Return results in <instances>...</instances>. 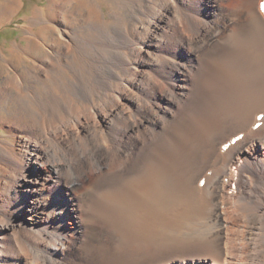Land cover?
Segmentation results:
<instances>
[{
	"label": "bare ground",
	"instance_id": "1",
	"mask_svg": "<svg viewBox=\"0 0 264 264\" xmlns=\"http://www.w3.org/2000/svg\"><path fill=\"white\" fill-rule=\"evenodd\" d=\"M198 2L50 0L49 21L35 11L29 28L52 34L28 29L42 61L14 69L1 57L11 133L0 144V264H77L69 252L94 223L113 264H264L261 0H232L224 28L196 16ZM181 45L204 60L179 95L167 71L181 72ZM158 90L174 100L163 112ZM35 164L46 167L38 180Z\"/></svg>",
	"mask_w": 264,
	"mask_h": 264
},
{
	"label": "rangeland",
	"instance_id": "2",
	"mask_svg": "<svg viewBox=\"0 0 264 264\" xmlns=\"http://www.w3.org/2000/svg\"><path fill=\"white\" fill-rule=\"evenodd\" d=\"M9 1L13 2L14 0H1L0 13H1V10H3L4 7L6 6V3ZM17 1L18 2L20 1L19 2L20 9L13 14L7 13L6 15H3V17L0 19V87L2 84V80L4 81V77H5L4 75L8 76V71L4 69L5 67L1 68V66L3 65V59L1 57L7 58L9 61L12 60V63H13L12 68H14V69L16 67H17V69H21V68H25V67L27 68V66H29V65H31L30 67L33 68L32 61L35 60V58H38L39 59L38 63H40L43 59L40 56L41 55L43 56L44 53L42 52L41 49H40V51L39 50L35 51V49L31 48L32 43H33V41H32L33 39L31 41L27 40L26 39L27 34L29 33V31H31V33H32L31 36L34 35V37L37 39H45L47 41L52 36L51 31L49 32L48 27L42 26L43 23L42 24L36 23L33 28H29L30 24H32L34 22L32 20V17L35 15L34 13L36 10L37 11L42 10L43 12H45L47 15L45 21H49V13L51 12L50 7L52 6L50 3V0H17ZM233 2H235V1H233ZM104 4L105 3H102V9L104 11H107V7H105L106 5L104 6ZM17 5H18V3L16 5H14V8L17 7ZM198 5H199L198 6L199 11H203V13L201 16V13L198 11L196 16L203 17L204 20H206V21L219 19V21L221 22L222 28H224V25L227 22V20H226V22L222 21V17L223 18L224 17L225 18H231V16H233L234 14H232L230 16L228 13H231V10L236 11L235 5H233L232 0H207L205 2V4L202 3L201 0H199ZM181 7H182V3H181ZM52 8H53V6H52ZM160 13H162V10L160 11ZM171 14H172V11L169 10V11H167V13H165V17L168 15H171ZM188 15L190 16L191 13L188 12ZM37 16H39V15H37ZM37 18H38L37 20L40 21V23H41V21H44L39 17H37ZM28 29H29V31H28ZM121 30H122L121 27L115 28L113 30L112 34L116 36L117 34H119L121 32ZM106 35H107V33H106ZM14 49H15V51H14ZM181 49L183 50V52L181 51ZM178 52L181 54V57L185 58V59H183V58L177 57V59L182 62V67H181L182 70L180 72V71L172 68L171 71H167V74H169L171 76L172 86L175 88L176 91H178L179 95H182L183 91H184V93L187 92L188 87L191 85L192 80L194 81V78L196 76V75L193 76V73L190 74V72H188V71L191 68H193L194 66L195 67L192 70L197 68V65H199V61H202L204 59L202 57L198 58L196 55L191 53L186 45H181L180 49H178V51L175 52V55H177ZM23 53L25 56L23 55ZM163 54H165V53H163ZM164 57L171 58V56L169 54H168V56L165 55ZM187 57H189V60L186 59ZM19 61H21V62H19ZM79 77H81V76H79ZM74 83L78 85L79 80L74 78ZM158 92H159V95L157 97V100L162 104L163 109H160V112H163L165 109L166 110L169 109L172 106V104H174L173 103L174 100L172 99V101H170L165 94H162V92L160 90H158ZM0 110H1V107H0ZM4 118H5V120H8V117H4ZM0 120H1V118H0ZM157 129H158V127H157ZM7 133H11L9 126L7 124H1L0 123V144H1V141L4 139V137L7 136ZM259 150H261V151L258 152V155H259V157H261L260 155L264 149H259ZM35 166L37 167V169L39 170V173H40L37 175V177L35 179V180H38V179H41L45 175L46 167L44 168L43 165H40V164H35ZM51 183H52V181L49 182L48 185H50ZM78 184H82V183L77 182V184L71 185V188H69L70 193L72 190V186L75 185L77 187ZM64 189H65L64 190L65 193L68 194L69 192L66 189V187ZM78 190H81V186H78ZM86 197H87V195H83L84 200L86 199ZM29 199H31L32 201H35L37 198L34 196H30ZM28 208L29 207H26V211ZM92 218L94 219V217H92ZM16 219L20 220L21 217H16ZM68 222H70V221H67V223H66L67 224V232H68V230H70V232H71V230H72L71 228H73L74 226L72 224H68ZM95 224L96 223L85 224V227L87 229L85 241L80 242L76 246V248L74 249L75 251L71 250L69 252V254L72 255V258L74 260L76 258V260L78 261L77 264H113V261L111 259L112 256L114 255L113 254V252H114L113 251L114 250L113 245H112L111 241L109 240V237H108L106 230L101 228L98 224H96V225ZM101 239H102V242H101ZM222 244H223V241H222ZM106 246L108 247V249H106L107 248ZM103 247H104V249H103ZM104 253H106L109 258L103 263V261H104L103 258L106 255ZM82 256H84V257H82ZM54 257L56 258L55 255H54ZM62 260L63 259H61V261ZM199 264H205V263H199Z\"/></svg>",
	"mask_w": 264,
	"mask_h": 264
},
{
	"label": "crops",
	"instance_id": "3",
	"mask_svg": "<svg viewBox=\"0 0 264 264\" xmlns=\"http://www.w3.org/2000/svg\"><path fill=\"white\" fill-rule=\"evenodd\" d=\"M0 9H1V0H0ZM1 14V13H0ZM0 18H1V16H0Z\"/></svg>",
	"mask_w": 264,
	"mask_h": 264
}]
</instances>
